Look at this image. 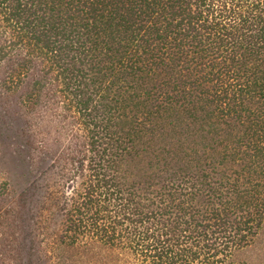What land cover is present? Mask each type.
I'll return each instance as SVG.
<instances>
[{
  "label": "trees",
  "instance_id": "1",
  "mask_svg": "<svg viewBox=\"0 0 264 264\" xmlns=\"http://www.w3.org/2000/svg\"><path fill=\"white\" fill-rule=\"evenodd\" d=\"M9 97L38 169L0 180V264H249L264 0H0Z\"/></svg>",
  "mask_w": 264,
  "mask_h": 264
},
{
  "label": "rangeland",
  "instance_id": "2",
  "mask_svg": "<svg viewBox=\"0 0 264 264\" xmlns=\"http://www.w3.org/2000/svg\"><path fill=\"white\" fill-rule=\"evenodd\" d=\"M14 97L0 98V180L9 183L10 192L18 193L25 185L26 179L31 171H36L38 165H31L29 172H26L27 160L24 158L20 149H17L22 142L25 121L31 119L22 118L21 110L15 102ZM32 156L36 157L33 150ZM239 258L249 264H264V226L260 229L257 236L249 247L244 249Z\"/></svg>",
  "mask_w": 264,
  "mask_h": 264
}]
</instances>
